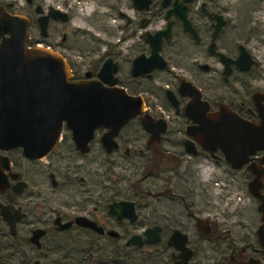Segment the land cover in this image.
<instances>
[{
  "label": "flooded vegetation",
  "instance_id": "af4514ba",
  "mask_svg": "<svg viewBox=\"0 0 264 264\" xmlns=\"http://www.w3.org/2000/svg\"><path fill=\"white\" fill-rule=\"evenodd\" d=\"M175 2L150 0L147 9L134 7L133 0L98 2L92 12L99 16L96 30L88 32L91 45L84 49L83 31L72 28L71 0H24L20 13L16 0H0L2 12L27 19L29 48H43L66 60L71 82L100 81L98 73L109 62L116 70L113 87L143 101L142 113L120 129L117 147L110 152L102 144L105 128L82 135L78 149L65 126L55 147L43 157L29 158L19 147L0 150V176L4 173L9 184L0 191V205L14 208L13 232L0 211V252L4 240L11 249L10 260L0 254V264H264L256 235L261 224L259 201L248 192L255 169L264 174V149L236 168L234 157L240 155L236 151L229 150L231 164L220 148H204L196 133L199 125L185 115L192 98L182 95L181 89L183 82L194 86L208 114L224 105L239 119L259 126L264 87L257 86L262 77L253 74L258 64L243 45L232 51L219 47L228 20L209 7L211 0H192L188 5L187 19L197 38L183 30L175 15L167 16ZM208 14L222 16L225 22L215 37L216 21ZM104 18L108 31L101 24ZM116 20L117 26L111 24ZM168 24L170 38L160 40L164 68L142 72L135 61L151 56L152 41L158 42L156 34ZM183 43L193 48L194 56L212 62H194L192 69L177 73L172 60ZM241 47L255 62L246 71L234 63ZM220 55L230 60L228 68ZM233 85L239 88L230 90ZM145 115L152 124L166 123L157 139L143 128ZM3 157L10 164L5 171ZM206 162L222 170L227 185L245 184L259 224L245 227L220 220L229 207L223 203L238 194H198L203 187L200 169ZM178 182L185 185L177 189ZM262 182L264 195V175Z\"/></svg>",
  "mask_w": 264,
  "mask_h": 264
},
{
  "label": "water",
  "instance_id": "95a60500",
  "mask_svg": "<svg viewBox=\"0 0 264 264\" xmlns=\"http://www.w3.org/2000/svg\"><path fill=\"white\" fill-rule=\"evenodd\" d=\"M133 0L136 8L147 9L150 0ZM192 0H176L167 16L173 14L181 22L183 30L196 37V32L187 19L188 5ZM204 13H206L204 11ZM216 21L213 37L224 25L222 16L208 14ZM28 21L25 17L4 13L0 9V150L7 152L16 147L22 148L24 155L37 159L49 153L57 144L61 129L71 130L73 140L79 149L80 137L92 134L96 128L107 130L102 144L108 152L117 147L115 137L120 129L131 119L142 113L143 101L140 97H131L122 88L113 87L114 68L106 62L98 73L100 81L94 83L71 82L70 70L66 60L43 48L27 46ZM158 42L151 43V56L135 61V67L141 65V71L148 73L155 68H164L159 55L161 37L170 38V25L156 34ZM213 52V47H210ZM223 63L230 60L220 55ZM141 59V60H140ZM143 61V62H142ZM242 70H249L255 62L240 48V55L234 62ZM229 72V70H227ZM104 84L109 87H105ZM182 95L192 98L185 107V115L196 122L199 142L204 148H220L233 167H241L247 157L256 150L264 149V111L259 112L262 119L259 126L250 125L239 119L234 113L220 106V111L208 114V106L200 99L199 91L189 83L181 85ZM173 106L177 101L167 93ZM143 128L154 138L165 131V121L152 124L148 116L141 119ZM187 130V134H190ZM86 149L82 151H86ZM229 150L237 152L236 157L229 156ZM233 157V156H232ZM9 159L3 157L2 169L8 170ZM263 172H253V179L248 184V192L258 199V212L261 224L256 235L264 252V195ZM8 180L3 173L0 176V191L8 188ZM3 219L10 231L14 230V208L0 205Z\"/></svg>",
  "mask_w": 264,
  "mask_h": 264
},
{
  "label": "rangeland",
  "instance_id": "374dc122",
  "mask_svg": "<svg viewBox=\"0 0 264 264\" xmlns=\"http://www.w3.org/2000/svg\"><path fill=\"white\" fill-rule=\"evenodd\" d=\"M17 9L20 13L24 7V0H16ZM98 2L103 0H71L73 8V26L75 30L83 31L79 36L80 46L85 49L91 45L89 33L96 30L98 17L92 13L97 8ZM212 10L218 11L228 20V24L223 30L218 45L224 51H232L234 47L243 45L248 49L251 55L255 58L258 66L254 68L253 74H258L262 77V81L257 83V86L264 87V0H211L210 6ZM163 23V22H161ZM102 26L105 31H108L109 23L104 18ZM111 24L118 25V21H111ZM88 33L87 35L85 33ZM194 50L190 45L183 43L177 54H175L172 65L177 73L185 69H192L193 63H210L211 60H204L196 57L193 54ZM179 67V68H178ZM184 69V70H183ZM208 78L207 75H204ZM163 86L162 84H160ZM237 85H233L232 89H238ZM164 103V102H162ZM200 183L203 185L198 194H238L230 201H226L224 208L228 207L221 214L220 220L226 219L227 222H237L247 227L250 223H260L259 214L256 211V206L251 202L250 198L246 197L247 193L245 184L232 183L227 185L223 180V173L221 169H216L212 163H204L200 169ZM180 189L184 183H176ZM180 187V188H179ZM209 189V190H208ZM175 193L178 191L174 190ZM239 196V197H238ZM240 198V199H239ZM233 203L230 205L229 203ZM255 230V229H254ZM253 230V232H254ZM244 234L248 230L240 229ZM6 241L3 242V259L10 260L11 249L5 246ZM6 257V258H5Z\"/></svg>",
  "mask_w": 264,
  "mask_h": 264
}]
</instances>
